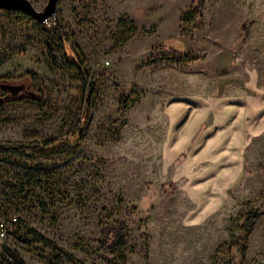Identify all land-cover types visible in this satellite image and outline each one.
<instances>
[{
	"label": "rangeland",
	"instance_id": "obj_1",
	"mask_svg": "<svg viewBox=\"0 0 264 264\" xmlns=\"http://www.w3.org/2000/svg\"><path fill=\"white\" fill-rule=\"evenodd\" d=\"M28 71L0 90V264H264V130L199 155L187 117L264 88V0H57L46 23L0 9V76Z\"/></svg>",
	"mask_w": 264,
	"mask_h": 264
},
{
	"label": "crops",
	"instance_id": "obj_2",
	"mask_svg": "<svg viewBox=\"0 0 264 264\" xmlns=\"http://www.w3.org/2000/svg\"><path fill=\"white\" fill-rule=\"evenodd\" d=\"M219 104H222V102L213 103L214 106H210L211 108L208 105L201 104L187 116L190 117L188 118L189 121H194L193 125L196 132L204 130L197 153L199 154L203 148L201 154H199L202 155L214 144L220 142L222 147L225 144L228 150H231L228 153L230 157H236L247 136H252L264 130V88L256 91V93L250 92L249 94L244 90L243 93L240 90L230 92L227 103L222 105L224 107L218 109ZM179 109L185 114L190 113L185 106L180 105ZM209 110L215 113V117H212L211 121L206 123L204 117L209 113ZM224 110H226L227 115L221 117V114L225 113ZM180 114L181 112L178 115L180 116ZM212 155V157H219L227 155V153L220 151V153ZM219 168L217 166L215 170Z\"/></svg>",
	"mask_w": 264,
	"mask_h": 264
},
{
	"label": "trees",
	"instance_id": "obj_3",
	"mask_svg": "<svg viewBox=\"0 0 264 264\" xmlns=\"http://www.w3.org/2000/svg\"><path fill=\"white\" fill-rule=\"evenodd\" d=\"M174 53H177L178 56L177 59H182L183 56L177 50H173ZM71 57L73 60H68L69 64L74 65L80 72L82 79L88 83L86 90H85V96H86V110L90 106V98L93 93V90L95 88L94 83L90 80L89 73L81 67V65L78 63V61L74 58V55L71 53ZM21 79H27L28 81H33L36 79V76L33 72L28 71L25 73L23 78L20 79H14L11 76H0V90L3 91L5 96H12L15 95L18 91L22 90L24 88V84H22ZM84 119L86 118L84 114ZM83 121V119H82ZM78 136V132L71 133L66 138H58L52 142H48L50 144L54 143L55 141H61V140H74ZM41 146H45V144H41ZM256 215L254 214L253 217ZM126 228L127 224L123 218L116 219L112 221L111 223H104V225L101 228L100 231V237L98 240L99 247L105 253L109 256L116 255L119 251H121L125 245L126 240ZM46 241V240H44Z\"/></svg>",
	"mask_w": 264,
	"mask_h": 264
},
{
	"label": "water",
	"instance_id": "obj_4",
	"mask_svg": "<svg viewBox=\"0 0 264 264\" xmlns=\"http://www.w3.org/2000/svg\"><path fill=\"white\" fill-rule=\"evenodd\" d=\"M56 4L57 0H46L42 9L37 10L30 0H0V9L19 11L38 22H44L54 13Z\"/></svg>",
	"mask_w": 264,
	"mask_h": 264
},
{
	"label": "built area",
	"instance_id": "obj_5",
	"mask_svg": "<svg viewBox=\"0 0 264 264\" xmlns=\"http://www.w3.org/2000/svg\"><path fill=\"white\" fill-rule=\"evenodd\" d=\"M48 18H49V17H48ZM48 18L44 21L45 23L47 22ZM47 25H49V24L47 23Z\"/></svg>",
	"mask_w": 264,
	"mask_h": 264
}]
</instances>
